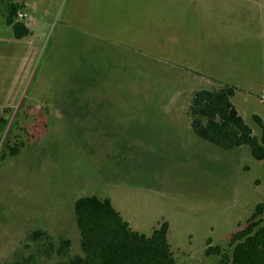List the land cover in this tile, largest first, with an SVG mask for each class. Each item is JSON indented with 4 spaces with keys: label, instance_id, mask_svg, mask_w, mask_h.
<instances>
[{
    "label": "rangeland",
    "instance_id": "1",
    "mask_svg": "<svg viewBox=\"0 0 264 264\" xmlns=\"http://www.w3.org/2000/svg\"><path fill=\"white\" fill-rule=\"evenodd\" d=\"M20 1V39L0 1V264L34 253L38 228L80 253L73 204L90 194L139 232L166 221L174 264H220L205 249L228 253L264 209V161L198 137L187 107L231 85L260 134L264 0Z\"/></svg>",
    "mask_w": 264,
    "mask_h": 264
},
{
    "label": "trees",
    "instance_id": "2",
    "mask_svg": "<svg viewBox=\"0 0 264 264\" xmlns=\"http://www.w3.org/2000/svg\"><path fill=\"white\" fill-rule=\"evenodd\" d=\"M5 3L4 21L20 39L30 34L24 20L16 19L24 6L16 0ZM235 88L220 85L200 88L191 95L187 114L193 132L203 140L229 150L247 146L256 160L264 161V122L258 115L253 120L260 134L253 133L231 102ZM79 231L80 253H71L68 237H53L42 229H33L27 240L35 244V252L23 256L15 264H174L168 242V223L160 222L150 234L133 229L108 197L94 194L78 197L73 204ZM210 241H207L209 244ZM230 251L223 253L219 246H207V255H219L220 264H264V209L257 203L247 218L231 236Z\"/></svg>",
    "mask_w": 264,
    "mask_h": 264
},
{
    "label": "crops",
    "instance_id": "3",
    "mask_svg": "<svg viewBox=\"0 0 264 264\" xmlns=\"http://www.w3.org/2000/svg\"><path fill=\"white\" fill-rule=\"evenodd\" d=\"M16 1L21 2L20 0H16ZM198 2H199V0H195V3H198ZM22 3L24 4V2H22ZM24 13H26L25 16L27 17L28 16L27 12H24Z\"/></svg>",
    "mask_w": 264,
    "mask_h": 264
},
{
    "label": "built area",
    "instance_id": "4",
    "mask_svg": "<svg viewBox=\"0 0 264 264\" xmlns=\"http://www.w3.org/2000/svg\"><path fill=\"white\" fill-rule=\"evenodd\" d=\"M18 16H19V18H22L23 17V13H19Z\"/></svg>",
    "mask_w": 264,
    "mask_h": 264
}]
</instances>
